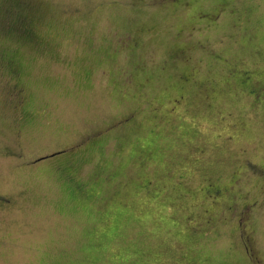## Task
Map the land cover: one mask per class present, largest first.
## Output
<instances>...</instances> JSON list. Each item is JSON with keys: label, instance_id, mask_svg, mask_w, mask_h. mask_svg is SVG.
Segmentation results:
<instances>
[{"label": "rangeland", "instance_id": "rangeland-1", "mask_svg": "<svg viewBox=\"0 0 264 264\" xmlns=\"http://www.w3.org/2000/svg\"><path fill=\"white\" fill-rule=\"evenodd\" d=\"M0 264H264V0H0Z\"/></svg>", "mask_w": 264, "mask_h": 264}, {"label": "flooded vegetation", "instance_id": "flooded-vegetation-1", "mask_svg": "<svg viewBox=\"0 0 264 264\" xmlns=\"http://www.w3.org/2000/svg\"><path fill=\"white\" fill-rule=\"evenodd\" d=\"M256 260V259H255ZM260 259L259 258H257V261H259Z\"/></svg>", "mask_w": 264, "mask_h": 264}]
</instances>
